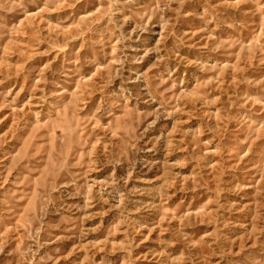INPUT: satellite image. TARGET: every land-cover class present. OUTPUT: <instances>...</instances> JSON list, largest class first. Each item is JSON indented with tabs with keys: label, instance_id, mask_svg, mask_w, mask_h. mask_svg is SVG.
<instances>
[{
	"label": "rangeland",
	"instance_id": "obj_1",
	"mask_svg": "<svg viewBox=\"0 0 264 264\" xmlns=\"http://www.w3.org/2000/svg\"><path fill=\"white\" fill-rule=\"evenodd\" d=\"M0 264H264V0H0Z\"/></svg>",
	"mask_w": 264,
	"mask_h": 264
}]
</instances>
